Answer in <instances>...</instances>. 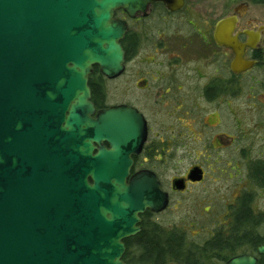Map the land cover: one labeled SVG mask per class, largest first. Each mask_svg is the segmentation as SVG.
Masks as SVG:
<instances>
[{
    "label": "water",
    "instance_id": "water-1",
    "mask_svg": "<svg viewBox=\"0 0 264 264\" xmlns=\"http://www.w3.org/2000/svg\"><path fill=\"white\" fill-rule=\"evenodd\" d=\"M152 1L0 0V264H127L140 214L167 207L153 173L128 182L141 117L96 113L89 86L96 65L110 79L124 71L115 12ZM257 253L264 261L263 244Z\"/></svg>",
    "mask_w": 264,
    "mask_h": 264
},
{
    "label": "flooded vegetation",
    "instance_id": "flooded-vegetation-1",
    "mask_svg": "<svg viewBox=\"0 0 264 264\" xmlns=\"http://www.w3.org/2000/svg\"><path fill=\"white\" fill-rule=\"evenodd\" d=\"M114 18L127 30L124 71L111 80L127 73L128 101H96L91 78H108L98 66L89 79L91 101L96 113L126 106L141 117L145 136L132 155L128 182L151 172L168 198L163 211L140 214L141 231L128 238L129 249L136 252L137 237L150 227L184 233L154 217L169 209L174 194L224 177L238 179L226 229L240 219L257 232L264 188V0H153L145 13L120 9ZM168 171L176 173L167 179Z\"/></svg>",
    "mask_w": 264,
    "mask_h": 264
},
{
    "label": "rangeland",
    "instance_id": "rangeland-1",
    "mask_svg": "<svg viewBox=\"0 0 264 264\" xmlns=\"http://www.w3.org/2000/svg\"><path fill=\"white\" fill-rule=\"evenodd\" d=\"M94 78L104 86L106 104L113 105L128 101L127 73L115 80L98 77L97 74ZM175 173L168 171L165 177L169 179ZM237 180L224 177L214 185L205 184L182 195L174 194L169 209L156 215L154 219L165 226L184 231L189 242L200 245L215 235L216 231L222 230L223 233L228 234L226 223L229 220L231 203L238 193V188L235 187ZM256 204L258 211L264 214V188L257 197ZM257 233L264 237V220H261ZM215 264H225V260L216 261Z\"/></svg>",
    "mask_w": 264,
    "mask_h": 264
},
{
    "label": "trees",
    "instance_id": "trees-1",
    "mask_svg": "<svg viewBox=\"0 0 264 264\" xmlns=\"http://www.w3.org/2000/svg\"><path fill=\"white\" fill-rule=\"evenodd\" d=\"M95 76V75H94ZM91 78L95 99L104 101L106 93L99 80ZM100 104V103H99ZM264 220V214L262 215ZM229 233L216 231L203 245L191 243L185 233L161 227H150L144 235L137 237L136 252L129 249V239L125 240L127 251L124 260L128 264H215L229 260L239 254H256V248L264 243V237L255 232V225L237 219ZM142 240H139V239ZM139 240V242H138ZM259 264H264L259 257ZM215 262V263H214Z\"/></svg>",
    "mask_w": 264,
    "mask_h": 264
}]
</instances>
